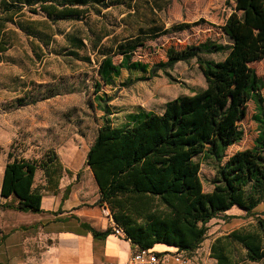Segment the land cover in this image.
I'll use <instances>...</instances> for the list:
<instances>
[{"label":"trees","instance_id":"16d2710c","mask_svg":"<svg viewBox=\"0 0 264 264\" xmlns=\"http://www.w3.org/2000/svg\"><path fill=\"white\" fill-rule=\"evenodd\" d=\"M137 1L126 4L132 11L126 18L141 15L139 20L146 25L137 27L138 34L114 48L103 45V34L91 31L93 37L88 38L90 50L99 53V81L94 94L104 117L84 163L98 190L94 205L110 210L113 226L123 232L133 250L164 245L177 248L184 256L200 248L210 221L236 207L254 217L255 225L216 237L209 257L214 264L260 262L264 260V219L255 210L264 202V98L263 83L251 66L264 59V0H235L233 13L219 27L226 42L207 39L180 50L169 47L165 61L152 65L132 59L147 40L183 32L204 21L175 24L166 29L141 14L134 7ZM0 5L3 14L20 13L28 7V12L42 13L51 23H87L91 14L104 16V11L125 9V0H1ZM0 20L13 21L11 16ZM15 24L23 28L22 22ZM61 34L70 46L87 50L85 39L73 32ZM3 37L0 33V53L7 50ZM213 55L222 57L207 59ZM116 56L121 57L118 63L113 60ZM192 60L203 76L202 90L167 101L160 113L137 107L127 114L125 123H112L108 106L112 99L98 94L102 86L115 88L123 72L128 76L121 84L123 88L133 83L129 79L132 76L136 82L154 77L159 71L169 76L167 70ZM249 103L257 110V136L251 148L225 160L226 150L243 137L239 124L246 117ZM201 155L214 162L210 192L203 190L200 165L195 160ZM7 158L0 197L11 201L0 207L41 213L43 195L33 188L35 176L40 170L47 181L46 188H53L51 175L61 173L55 153L39 161L17 159L11 153ZM53 164L54 172L49 168ZM59 179L56 178L54 188ZM69 192L67 186L63 200ZM90 231L101 238L111 233Z\"/></svg>","mask_w":264,"mask_h":264},{"label":"rangeland","instance_id":"374dc122","mask_svg":"<svg viewBox=\"0 0 264 264\" xmlns=\"http://www.w3.org/2000/svg\"><path fill=\"white\" fill-rule=\"evenodd\" d=\"M128 2L130 0H125V9L113 8L104 11V16L91 14L87 23L56 24L48 21L42 13L31 14L28 7H23L20 13L3 14L0 5V19L10 16L13 19L6 23L0 20V33L4 34L7 45V50L0 53L1 176L8 153L17 159L39 161L55 152L60 160L69 162L75 157L78 166L84 165L87 150L104 118L94 94L95 83L99 81V53L90 50L88 38L93 37L91 31L103 34V45L114 48L138 34L137 27L146 23L139 20L141 15L126 18L132 14L126 8ZM134 7L166 29L175 24L204 21L189 30L147 40L144 47L136 50L132 59L152 65L165 61V51L169 47L180 50L207 39L226 42L219 27L233 13L235 0H139ZM122 18L126 19L123 21ZM15 22H22L23 28L17 27ZM62 32H73L85 39L87 50L70 46ZM120 59V56H116L113 60L118 63ZM207 59L216 60L218 57L209 56ZM251 67L263 83L261 94L264 98V59ZM167 74L169 76L159 71L154 77L147 76L141 82L134 81L135 76H132L129 79L133 83L123 88L122 82L128 79L126 72H123L115 88L102 86L98 94L112 99L108 103L112 123L117 126L125 123L127 114L137 107L161 112L167 101L181 95H192L205 87L194 60L176 64L167 70ZM256 116L254 104L249 103L246 117L239 124L243 137L226 150L225 160L238 151L252 147L258 133ZM195 160L200 165L203 190L210 192V181L215 173L214 162L202 155ZM63 174L65 182L72 180V173L66 171ZM78 174L75 188L81 190L85 201L93 202L97 195L93 179L87 173L83 175L79 171ZM44 180V174L38 170L35 183L41 188ZM255 214L264 219V202L256 208ZM254 225V217H248L236 207L232 208L208 223L206 239L192 255L185 256L186 264H214L209 257V249L216 237L234 230L250 229ZM242 264H264V260Z\"/></svg>","mask_w":264,"mask_h":264},{"label":"crops","instance_id":"0c3cea01","mask_svg":"<svg viewBox=\"0 0 264 264\" xmlns=\"http://www.w3.org/2000/svg\"><path fill=\"white\" fill-rule=\"evenodd\" d=\"M213 56L218 57V60L222 57L221 55ZM55 155L58 158L60 164L58 170H61V173L51 175L50 183L53 188H46L45 180L41 188L35 182L33 185V188L43 195L41 213H22L0 207V264L124 262L133 248L123 237L113 233V221L104 218L100 207L94 205L98 199L96 184L97 195L93 202L85 201L81 190L75 188V181L79 177L78 172L81 171L83 175L87 173L93 179L91 171L83 164L78 166L75 157L68 162L60 160L58 154L55 153ZM49 168L54 172L56 165H50ZM66 171L72 173V180L68 183L65 182L63 174ZM56 178L60 179L57 187L54 188ZM1 183L0 175V189ZM67 186L70 187V192L63 200V190ZM10 201L11 198L0 197V205ZM90 229L98 233L110 230L111 233L104 238L95 237ZM168 249L171 248L164 245H156L153 248L155 251Z\"/></svg>","mask_w":264,"mask_h":264},{"label":"built area","instance_id":"2783aa9c","mask_svg":"<svg viewBox=\"0 0 264 264\" xmlns=\"http://www.w3.org/2000/svg\"><path fill=\"white\" fill-rule=\"evenodd\" d=\"M100 211L104 218L112 221L111 212L107 207H100ZM112 231L115 235L124 237L119 228L113 226ZM187 262L185 256L177 248H171V250L165 251L134 249L124 262H108L105 264H186Z\"/></svg>","mask_w":264,"mask_h":264},{"label":"bare ground","instance_id":"6f19581e","mask_svg":"<svg viewBox=\"0 0 264 264\" xmlns=\"http://www.w3.org/2000/svg\"><path fill=\"white\" fill-rule=\"evenodd\" d=\"M168 250H171V249H168Z\"/></svg>","mask_w":264,"mask_h":264}]
</instances>
